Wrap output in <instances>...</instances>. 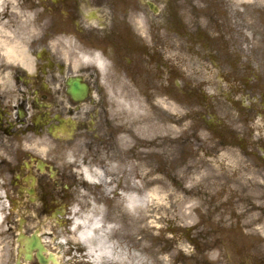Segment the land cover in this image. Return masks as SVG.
I'll list each match as a JSON object with an SVG mask.
<instances>
[{"label":"flooded vegetation","instance_id":"flooded-vegetation-1","mask_svg":"<svg viewBox=\"0 0 264 264\" xmlns=\"http://www.w3.org/2000/svg\"><path fill=\"white\" fill-rule=\"evenodd\" d=\"M26 2L40 36L14 61L0 57L7 235H17L16 264H84L73 224L90 207L75 211L83 188L77 172L94 162L119 161L126 154L121 137L134 134L130 127L122 130L114 101L133 96L135 106L139 96L152 105L171 92H197L195 84L186 85L187 64L216 69L234 48L246 49L249 40H240L237 31L246 26L248 10L239 14L233 0ZM42 143H51L44 154ZM89 194L90 204H106L105 187Z\"/></svg>","mask_w":264,"mask_h":264},{"label":"rangeland","instance_id":"rangeland-1","mask_svg":"<svg viewBox=\"0 0 264 264\" xmlns=\"http://www.w3.org/2000/svg\"><path fill=\"white\" fill-rule=\"evenodd\" d=\"M26 1L0 0V57L6 61L27 54L40 36ZM233 1L239 14L248 10L246 26L237 31L248 47L234 48L216 69L187 64L186 85L200 88L193 94L171 92L152 105L136 96V109L133 96L115 100L122 130L135 134L120 139L126 154L114 163H92L107 173L101 185L77 172L83 184L78 213L94 200L90 190L117 182L102 205L110 220L117 218L111 243L132 264H264V0ZM50 148L42 143L43 154ZM130 185L138 194L152 193L145 213L133 219L118 193ZM3 194L0 189V264H16L17 235H7L4 217L11 208ZM82 250L80 261L92 264Z\"/></svg>","mask_w":264,"mask_h":264},{"label":"bare ground","instance_id":"bare-ground-1","mask_svg":"<svg viewBox=\"0 0 264 264\" xmlns=\"http://www.w3.org/2000/svg\"><path fill=\"white\" fill-rule=\"evenodd\" d=\"M96 64L100 69L105 67V63L99 58H97ZM129 108L131 107L129 106ZM163 130L165 131V128H162ZM81 173L87 182L96 185L102 184L107 177V173L105 174V172L99 169H92L90 166L84 167ZM127 191L126 193H118H120V197H122L121 195L124 197V211L133 219L135 215L145 213L152 193L145 192L142 195L138 194L131 185ZM110 193L114 195L116 193L113 186L106 187L104 201L107 203L111 201L109 198ZM3 207L0 210H3ZM1 219L0 214V221ZM116 220V217L115 220L109 219L106 207L102 204H90V208L85 213L74 219L75 240L85 250L92 264H132L124 259L122 254L116 251L114 243H111L112 238L118 233L115 224ZM135 223L136 221H133V224ZM136 229L139 230L138 232H141L145 228H140L137 225Z\"/></svg>","mask_w":264,"mask_h":264}]
</instances>
